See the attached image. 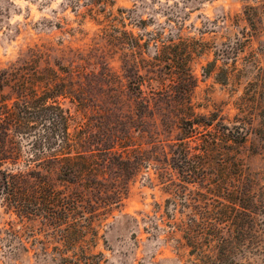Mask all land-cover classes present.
<instances>
[{
    "label": "trees",
    "instance_id": "1",
    "mask_svg": "<svg viewBox=\"0 0 264 264\" xmlns=\"http://www.w3.org/2000/svg\"><path fill=\"white\" fill-rule=\"evenodd\" d=\"M100 2L69 6L99 26L87 48L33 43L0 68V205L17 218L0 226V264H19L37 232L56 241V256L38 264H106L93 252L99 229L149 169L186 209L165 235H179L184 264H264V127L252 113L197 112L186 54L160 33L142 41L121 16L93 14ZM65 100L89 114L73 131Z\"/></svg>",
    "mask_w": 264,
    "mask_h": 264
},
{
    "label": "rangeland",
    "instance_id": "2",
    "mask_svg": "<svg viewBox=\"0 0 264 264\" xmlns=\"http://www.w3.org/2000/svg\"><path fill=\"white\" fill-rule=\"evenodd\" d=\"M100 1L93 6V14L102 18L121 16L125 28L142 41L160 33V40H170L176 44L174 49L186 54L197 79L192 94L197 112H220L230 121L237 113H252V126L264 127V0ZM75 2L0 0V68L33 43L90 46L99 26L89 18L81 20L76 10L83 11L84 7H69ZM87 3L89 0H81L80 4ZM141 19L145 21L144 29L136 25ZM112 66L124 82L133 78L127 65L121 71L120 63L114 60ZM3 92L7 94V88ZM62 104L71 115L70 131L88 120L89 114L74 103L65 100ZM248 145L245 152L251 166H261L263 153H252L254 146ZM211 158L215 159V154ZM194 190L202 192L199 186ZM169 198L170 193L158 183L152 169L137 176L123 206L99 229L103 238L98 239L93 252H102L106 264H184L178 256V252H183L177 243L179 235L168 239L165 235L172 223L185 220L182 212L186 209L179 203L176 206L172 199L167 201ZM8 221L16 223L17 218L0 205V226ZM26 240L27 250L19 254V264H38L35 259L56 256V241H46L44 234L30 233ZM3 244L2 253L8 251L7 243Z\"/></svg>",
    "mask_w": 264,
    "mask_h": 264
}]
</instances>
